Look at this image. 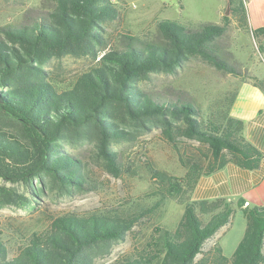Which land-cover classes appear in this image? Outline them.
Masks as SVG:
<instances>
[{"label":"trees","instance_id":"trees-1","mask_svg":"<svg viewBox=\"0 0 264 264\" xmlns=\"http://www.w3.org/2000/svg\"><path fill=\"white\" fill-rule=\"evenodd\" d=\"M221 22L197 27L162 19L157 40L124 34L117 48L100 55L103 23L116 16L111 0H53L52 9L20 24L6 25L0 35V178L28 184L34 194L47 181L61 189L89 188L90 178L80 157L65 146L90 141L107 171L118 173L113 142L128 140L133 130L159 126L165 138L197 140L206 146L207 164L184 162L185 174L172 181L155 172L171 191L191 193L201 174L231 161L255 168L260 152L247 141L242 121L228 111L203 116L189 100L163 98L142 90L138 83L151 72H173L184 61L199 57L216 69L244 76L225 60L216 41L232 19L247 28L248 0H226ZM264 37V25L251 29ZM63 55L99 57L67 88L57 90L46 78L44 64ZM256 85L264 81L247 75ZM36 181L40 184L37 185ZM26 196L0 184V204L23 205ZM236 210L246 219L242 237L226 256L207 239L227 225ZM138 216L106 210L86 215L65 213L52 218L48 228L35 233L18 252L8 255L0 238V264H96L110 243L122 239ZM157 253L126 255L109 264H264V205L235 202L224 197L190 199L172 231H164Z\"/></svg>","mask_w":264,"mask_h":264},{"label":"rangeland","instance_id":"rangeland-1","mask_svg":"<svg viewBox=\"0 0 264 264\" xmlns=\"http://www.w3.org/2000/svg\"><path fill=\"white\" fill-rule=\"evenodd\" d=\"M117 12L103 23V41L98 54L117 48L124 34L143 40H157V23L162 19L197 27L200 22H221L226 0H111ZM53 7V0H0V35L6 25L20 24ZM221 11V14H220ZM221 56L239 67L245 77L264 70V37H255L249 27L231 21L227 31L216 41ZM99 57L63 55L50 58L45 64L47 80L57 89L69 87L76 77L87 71ZM242 76L216 69L199 57L184 61L173 72H151L138 86L163 98L189 100L196 104L203 116H220L228 111L236 83ZM133 135L128 140L113 142L119 171H107L96 155L90 141L66 145L80 157L83 169L90 178L89 188L61 189L47 181L44 191L34 194L28 184L8 182L26 196L23 205L0 204V238L8 255L35 233L49 227L53 217L65 213L86 215L90 212L113 210L137 215L138 219L122 239L110 243L108 251L96 258V264H109L126 255L157 253L164 231L176 227L188 192H173L161 182L155 172L166 173L172 181H179L186 172L183 163L199 159L207 164V149L197 140L178 137L169 142L159 126L146 128L128 126ZM39 186V182L36 181ZM246 219L236 210L230 222L221 227L203 245L208 250L218 243L222 252L230 256L243 235Z\"/></svg>","mask_w":264,"mask_h":264},{"label":"crops","instance_id":"crops-1","mask_svg":"<svg viewBox=\"0 0 264 264\" xmlns=\"http://www.w3.org/2000/svg\"><path fill=\"white\" fill-rule=\"evenodd\" d=\"M247 14L250 29L263 26L264 0H248ZM251 74L264 81V70ZM228 113L242 121L243 137L260 152L258 166L250 169L228 161L209 174H201L190 197H224L233 202L243 198L248 205H264V87L249 77L239 79Z\"/></svg>","mask_w":264,"mask_h":264},{"label":"built area","instance_id":"built-area-1","mask_svg":"<svg viewBox=\"0 0 264 264\" xmlns=\"http://www.w3.org/2000/svg\"><path fill=\"white\" fill-rule=\"evenodd\" d=\"M246 204V203H245Z\"/></svg>","mask_w":264,"mask_h":264}]
</instances>
